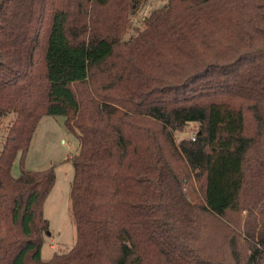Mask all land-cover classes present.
I'll list each match as a JSON object with an SVG mask.
<instances>
[{"label":"trees","instance_id":"16d2710c","mask_svg":"<svg viewBox=\"0 0 264 264\" xmlns=\"http://www.w3.org/2000/svg\"><path fill=\"white\" fill-rule=\"evenodd\" d=\"M147 1L167 4L125 40ZM44 116L78 139L77 240L48 262L56 174L25 168ZM8 117L0 264H264V0H0Z\"/></svg>","mask_w":264,"mask_h":264},{"label":"rangeland","instance_id":"374dc122","mask_svg":"<svg viewBox=\"0 0 264 264\" xmlns=\"http://www.w3.org/2000/svg\"><path fill=\"white\" fill-rule=\"evenodd\" d=\"M164 1H147L142 3L130 16L132 29L125 36V40L136 35L138 29L143 27V20L151 13L163 8ZM11 117L0 123V150L3 146L11 123ZM199 130V125L191 123L182 131L174 134V139L179 144L184 139H193ZM78 149V139L70 133L65 125L64 117L44 116L34 135L25 159V168L32 171H43L54 168L56 174L55 185L44 204V218L49 222V232L44 235L42 247V260L50 261L54 254H66L76 244V226L71 218V183L74 177V167L71 157ZM21 155L13 166V175L20 176ZM197 188V186H196ZM247 213L242 214L243 222ZM242 237L244 234V223ZM248 240V239H247ZM249 241V240H248ZM238 250L242 253L248 250V245L239 242Z\"/></svg>","mask_w":264,"mask_h":264},{"label":"built area","instance_id":"2783aa9c","mask_svg":"<svg viewBox=\"0 0 264 264\" xmlns=\"http://www.w3.org/2000/svg\"><path fill=\"white\" fill-rule=\"evenodd\" d=\"M193 140H195V137L193 138Z\"/></svg>","mask_w":264,"mask_h":264}]
</instances>
